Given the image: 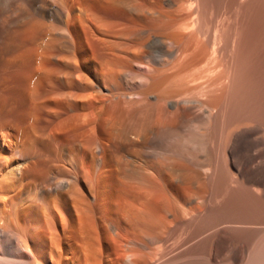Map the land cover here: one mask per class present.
<instances>
[{
  "label": "bare ground",
  "instance_id": "1",
  "mask_svg": "<svg viewBox=\"0 0 264 264\" xmlns=\"http://www.w3.org/2000/svg\"><path fill=\"white\" fill-rule=\"evenodd\" d=\"M0 264H264V0H0Z\"/></svg>",
  "mask_w": 264,
  "mask_h": 264
}]
</instances>
